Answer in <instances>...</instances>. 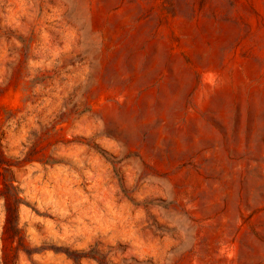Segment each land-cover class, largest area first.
Instances as JSON below:
<instances>
[{
  "label": "rangeland",
  "instance_id": "374dc122",
  "mask_svg": "<svg viewBox=\"0 0 264 264\" xmlns=\"http://www.w3.org/2000/svg\"><path fill=\"white\" fill-rule=\"evenodd\" d=\"M0 264H264V0H0Z\"/></svg>",
  "mask_w": 264,
  "mask_h": 264
}]
</instances>
